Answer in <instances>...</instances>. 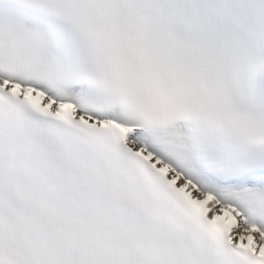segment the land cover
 <instances>
[{
  "label": "snow or ice",
  "instance_id": "snow-or-ice-1",
  "mask_svg": "<svg viewBox=\"0 0 264 264\" xmlns=\"http://www.w3.org/2000/svg\"><path fill=\"white\" fill-rule=\"evenodd\" d=\"M0 264H264V0H0Z\"/></svg>",
  "mask_w": 264,
  "mask_h": 264
}]
</instances>
